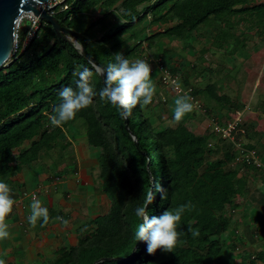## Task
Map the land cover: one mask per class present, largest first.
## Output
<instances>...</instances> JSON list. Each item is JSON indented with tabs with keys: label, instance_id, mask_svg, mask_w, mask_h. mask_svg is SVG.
<instances>
[{
	"label": "trees",
	"instance_id": "obj_1",
	"mask_svg": "<svg viewBox=\"0 0 264 264\" xmlns=\"http://www.w3.org/2000/svg\"><path fill=\"white\" fill-rule=\"evenodd\" d=\"M93 8L103 13L90 21ZM53 15L70 32L57 35L48 22L41 20L25 47L20 50L19 44L0 67V181L7 183L25 165L52 149L62 147L60 159L71 153L76 138L72 130L81 125L88 148L96 150V188L110 203L107 211L83 224L74 242L53 250L52 260L41 264H264V191L254 183L255 177L264 181L263 168L253 160L235 162L238 149L233 146L213 160L211 156L219 153L220 137L208 128L206 133H197L185 125V119L160 127L159 116L148 113L153 102L122 115L98 94L92 106L80 110L61 127H53L49 120L60 103L59 91L76 87L78 77L73 73L93 65L78 52L74 40L85 46L100 70L115 62L117 52L128 59L137 55L143 41L150 47L157 44L155 55L161 60L168 50L164 45L172 40L192 47V42L202 40L206 32H211L210 45L230 55L238 50V43L245 48L254 37L239 31L240 24H246L264 41V0H61ZM227 20L233 23L230 28L223 25ZM27 26V22L22 23L18 40ZM127 42L132 47L125 49ZM209 48L202 46L200 57ZM215 65L212 70L206 67L203 87H192L188 71L183 73L181 83L190 89L191 97H201L203 114L223 126L244 104L218 92L220 87L210 77L212 71H224V67ZM166 68L171 76H178L176 67ZM191 69L196 70L197 65L192 63ZM234 70L230 67L226 73ZM159 81L168 85L161 75ZM91 83L97 93L105 86L102 76L95 73ZM258 106L256 102L251 109L260 116L263 109ZM246 120L241 123L245 134ZM242 145L256 149L252 143ZM261 147L264 150V145ZM257 153L264 164V152ZM75 168L71 163L58 171L72 175ZM159 187L165 190L163 199ZM149 194L154 197L148 205L149 217L188 202L195 206L182 215L177 226L179 240L172 252L158 249L149 255L146 243L135 238L141 223L135 209ZM11 195L15 198L18 193L12 191ZM62 196L67 198V192ZM238 198L253 204L252 218L261 219V223L250 230L245 222L243 233H237L233 240L223 239V233L238 230L233 219L235 211L242 208ZM60 205L47 203L49 223L41 227L39 220L36 228L44 230L56 217L69 219L70 213H63ZM10 214L5 223L12 219ZM189 227L198 229L200 235L193 238ZM37 254L41 257L40 252Z\"/></svg>",
	"mask_w": 264,
	"mask_h": 264
},
{
	"label": "rangeland",
	"instance_id": "obj_2",
	"mask_svg": "<svg viewBox=\"0 0 264 264\" xmlns=\"http://www.w3.org/2000/svg\"><path fill=\"white\" fill-rule=\"evenodd\" d=\"M102 13L103 10L100 8H93L89 14L90 21L95 20ZM112 19L113 17H110V20ZM223 25L230 28L233 23L227 20ZM238 27L239 31H247L248 35L254 37L247 42L245 48H241V43H238V50L230 53V55L225 53V50L218 49L213 44L210 45L209 35H211V32L210 34L206 32V37H203L200 41L194 40L192 47L184 45L180 40H172L164 45L168 50L161 60L155 55L157 44L150 47L143 41L139 46V50H137V55L130 56L129 60L142 59L150 65V78L155 84L156 94L153 97V104L148 108V113L154 117L159 116L157 120L160 127L173 126L177 123L173 119L175 101L182 95L190 96L189 93L177 92L171 85L160 82L159 75L162 71L166 67H176L178 83L184 90L190 91L188 87H184L181 83L185 71H188L190 75L192 87L199 88L203 87L207 81L206 73L208 70L206 67L214 68L215 64H222L224 71L213 69L215 71H212L210 79L216 80L217 85L220 87L219 93H226L232 99L240 100L244 104L242 110L248 111L244 114V118L247 119L245 121L246 134L238 136L237 139L243 144H255L257 151L264 152L263 147H261L264 145V41L254 35L253 30L246 28V24H240ZM129 44L130 42L125 43V49L127 46L132 47ZM202 46H209L210 48L208 52L200 57L199 49ZM158 61L165 67L164 69ZM192 63L197 65L196 70L191 69ZM230 67H234L235 70L226 73ZM190 102L194 105V108L193 111L182 117V119H185V125L197 133H206L208 131V119L212 116L206 117L203 114L201 97L191 98ZM256 102H259L260 106L258 107L261 110L263 109L260 116L251 109ZM247 106L249 109H247ZM251 122L255 124L251 126ZM72 132L76 134V138L72 144L73 151L71 153H66L60 159V149L62 147L52 149L48 154H42L36 161L25 165L17 175L11 177L7 182L12 191L17 192L18 195L34 191L37 195L35 198L40 200L42 206L50 202L57 205L61 204L59 208L63 210V213H70L69 219H63L68 223L63 224L60 220L55 219L45 230H39L36 228L37 226L32 227L27 219L31 214L30 204L32 198L27 197L15 202L13 209L16 212L13 213L17 216L6 219L9 223L8 231L10 235L7 239L0 240V259L5 260V264L7 262H12V264H41L46 259L51 261L53 250L74 242L75 234L80 231L79 229H82L83 224L89 218L107 211L110 200L96 188L98 185L96 150L88 148L81 125H78ZM232 146L235 147L231 140L219 139V153L211 156V158L218 160ZM53 161L57 164L55 168L53 167ZM70 162L76 166L75 173L66 175L59 172L66 165H71ZM232 165L234 164L232 163ZM254 183L255 186L264 191V181L255 177ZM64 191L67 192V198L62 196ZM238 201L242 204V208L235 211L233 215L238 230H228L221 235L223 239L233 240L238 235L237 233H243L245 222L249 223L250 227L248 226V229L250 228V230L261 223V219L252 218L255 208L251 202L244 198H238ZM237 242L238 245L242 243L239 240ZM244 244L248 247L257 246V243ZM37 252H40L41 257L38 256Z\"/></svg>",
	"mask_w": 264,
	"mask_h": 264
},
{
	"label": "clouds",
	"instance_id": "obj_3",
	"mask_svg": "<svg viewBox=\"0 0 264 264\" xmlns=\"http://www.w3.org/2000/svg\"><path fill=\"white\" fill-rule=\"evenodd\" d=\"M114 56L115 62L109 63L103 70L98 69L93 64L91 68L84 67L83 70L73 73L74 76L78 77L76 87L66 86L59 91L60 103L53 109V114L49 116L53 127H61L64 123L74 119L80 110L92 106L94 97L97 94L102 101L109 102L122 115H130L132 109L136 106H148L153 102L156 87L150 78L151 68L149 63L142 59L130 61L121 52L115 53ZM94 73L104 77L105 86L99 93L96 92L91 83ZM172 83L177 87L179 86L176 81H172ZM190 101L191 97L187 95H182L176 99V106L173 110V119L176 122H179L186 113L193 111L194 105ZM244 112L245 109L241 111V123L244 119ZM208 121V130L223 139V137L212 130L211 123L216 122L213 117H210ZM240 126L242 125L240 124ZM237 135L244 136L245 132L243 135H240V133ZM157 191L161 194V199H163L165 190L159 187ZM11 193L12 189L10 186L0 181V240L7 239L10 235L8 231L9 225L5 223V218L12 212L15 203ZM153 200L154 197L149 194L144 204L135 209V215L141 221L135 232V238L137 241L146 243V251L149 255L154 254L158 249L164 252H172L179 240L180 233L177 231V226L181 221L182 215L185 211H192L195 206L188 202L179 205L173 210H165L159 216L149 217L148 205ZM30 209L31 214L27 219L32 227H36L39 220H42L41 227L49 223L48 209L42 206L39 199L33 197ZM55 219L60 220L63 224L68 223L62 217H56ZM188 231L193 238L200 235L198 229L189 227ZM0 264H5V260L0 259Z\"/></svg>",
	"mask_w": 264,
	"mask_h": 264
},
{
	"label": "built area",
	"instance_id": "obj_4",
	"mask_svg": "<svg viewBox=\"0 0 264 264\" xmlns=\"http://www.w3.org/2000/svg\"><path fill=\"white\" fill-rule=\"evenodd\" d=\"M61 2V0H48L45 3L41 4V7L50 15H53L54 12V7L57 3ZM41 19L33 15L32 12H25L21 14L19 17L18 21L16 22L15 25V45H14V50L17 48V46L20 44V50H22L25 45L29 42L30 38L32 37L34 31L39 25V22ZM27 22L28 26L27 29L23 35V37L18 40V34L21 32L22 29V23ZM163 81L166 82V84H169L172 86V88L177 91V92H182V93H189V91L184 90L180 84L178 83V76H171L170 73H168L167 70H163L161 73ZM172 81H176L177 84L179 85L178 87L172 83ZM190 90V89H189ZM193 98V97H191ZM242 113L240 111H237L234 117L231 120H228L225 125H219L216 122L211 123L212 125V130L220 135L223 138H228L231 140L235 147L238 149V153L235 156V161L241 162L243 159L246 161L253 160V162L258 166L262 167L264 171V164L260 160L257 150L254 148L252 149H246L240 140L236 139V135L240 133V135L244 134V128L240 126L241 120H242ZM27 195V196H26ZM36 196V193L34 191L26 193L24 192L23 194L18 195V197L15 199V202L23 200L27 197H33Z\"/></svg>",
	"mask_w": 264,
	"mask_h": 264
},
{
	"label": "water",
	"instance_id": "obj_5",
	"mask_svg": "<svg viewBox=\"0 0 264 264\" xmlns=\"http://www.w3.org/2000/svg\"><path fill=\"white\" fill-rule=\"evenodd\" d=\"M48 0H0V67L11 57L15 45V25L21 14L32 12L41 20L48 22L54 32L61 36V32H70L62 27L54 15L48 14L41 4ZM73 44L78 52L91 64L98 66L94 58L86 51L85 46L78 40ZM102 76V75H101ZM103 83H104V77Z\"/></svg>",
	"mask_w": 264,
	"mask_h": 264
},
{
	"label": "crops",
	"instance_id": "obj_6",
	"mask_svg": "<svg viewBox=\"0 0 264 264\" xmlns=\"http://www.w3.org/2000/svg\"><path fill=\"white\" fill-rule=\"evenodd\" d=\"M245 112H248V111H245ZM245 112H244V114H245ZM252 123V122H251ZM252 124H255L254 122L252 123ZM45 207V206H44ZM13 212H16V210L15 209H13ZM10 216H17L16 214H14V213H11L10 214ZM6 224H9V223H6ZM46 229V228H45ZM44 229V230H45ZM6 246V245H5Z\"/></svg>",
	"mask_w": 264,
	"mask_h": 264
}]
</instances>
